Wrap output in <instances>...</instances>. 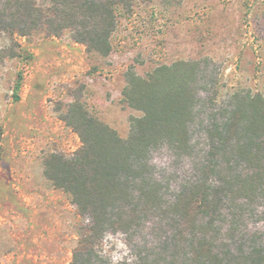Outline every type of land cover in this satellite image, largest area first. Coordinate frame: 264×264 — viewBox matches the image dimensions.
Segmentation results:
<instances>
[{
	"label": "rangeland",
	"instance_id": "rangeland-1",
	"mask_svg": "<svg viewBox=\"0 0 264 264\" xmlns=\"http://www.w3.org/2000/svg\"><path fill=\"white\" fill-rule=\"evenodd\" d=\"M14 42L20 57L0 61V264H71L91 220L49 178L48 160L76 158L78 111L127 139L143 116L125 99L130 80L179 62L198 64L190 147L164 142L151 150L147 182L162 186L163 204L146 203L140 183L128 182L140 224L128 234L109 230L97 260L192 264L196 234L171 207L197 182L219 191L217 209L199 224L212 221L205 237L226 264L264 250V181L241 193V178L264 172V137L255 140L260 160L251 165L225 132L239 104L264 101V0H136L131 12L118 7L108 55L77 43L71 31L13 41L0 34V50ZM131 208L112 214L128 216Z\"/></svg>",
	"mask_w": 264,
	"mask_h": 264
},
{
	"label": "trees",
	"instance_id": "trees-1",
	"mask_svg": "<svg viewBox=\"0 0 264 264\" xmlns=\"http://www.w3.org/2000/svg\"><path fill=\"white\" fill-rule=\"evenodd\" d=\"M135 1L45 0L42 3L39 0H0V34L13 41L15 36L26 37L40 31L53 37L71 31L77 43L85 45L90 51L108 55L112 50L111 37L117 29V9L120 7L125 12H131ZM13 44L0 50V61L20 57V52L15 50L17 44ZM197 72L196 62H179L172 67L161 68L145 79L133 77L124 96L129 105L142 112L143 116L133 120L127 139L108 125L78 111V117L72 124L83 146L76 158L66 161L61 157H52L47 162L49 178L57 187L68 192L78 212L88 215L91 220L71 264H109L97 260L96 248L100 240L109 230L128 234L140 224L141 217L133 205L128 182L140 183L141 197L146 203L163 204L160 196L162 186L147 182L149 155L153 148L164 142L188 151L189 125L194 120L195 105L192 82ZM225 132L238 141L236 155L256 165L260 160V146L255 140L264 137L262 98H250L246 104H239ZM211 135L214 138L213 133ZM244 138L248 141L244 142ZM262 181V171L241 178V193L252 188L253 183L260 185ZM218 193L206 182H197L179 194L171 207L196 234L191 244L192 264H226L224 258L214 251L212 242L205 237L212 221L207 226L199 224L200 218L217 209ZM119 205L132 206L128 216L112 214ZM263 251L255 247L242 260L230 264H264ZM134 264L152 263L146 258H139Z\"/></svg>",
	"mask_w": 264,
	"mask_h": 264
}]
</instances>
